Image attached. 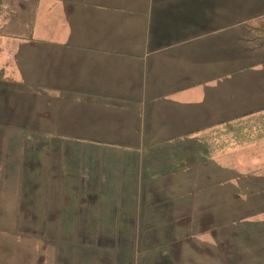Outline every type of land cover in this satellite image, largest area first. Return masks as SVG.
<instances>
[{"label":"crops","instance_id":"1","mask_svg":"<svg viewBox=\"0 0 264 264\" xmlns=\"http://www.w3.org/2000/svg\"><path fill=\"white\" fill-rule=\"evenodd\" d=\"M24 2L26 28L6 30L14 10L0 18V44L17 47L2 44L0 85L33 98L18 114H52L49 132L65 146L132 151L136 177L155 149L185 157L223 123L264 113V102L233 105L263 97L264 42L251 29L264 25V0Z\"/></svg>","mask_w":264,"mask_h":264},{"label":"rangeland","instance_id":"2","mask_svg":"<svg viewBox=\"0 0 264 264\" xmlns=\"http://www.w3.org/2000/svg\"><path fill=\"white\" fill-rule=\"evenodd\" d=\"M24 3L0 0V18L16 11L9 32L26 28ZM251 30L264 42L263 24ZM3 43L9 55L17 48ZM24 98L33 99L0 85V264H264V113L208 135L197 147L211 162H194L191 149L181 165L178 148L155 149L152 177L145 167L134 177L132 151L65 146L49 132L52 114H18ZM263 102L264 93L233 105Z\"/></svg>","mask_w":264,"mask_h":264},{"label":"trees","instance_id":"3","mask_svg":"<svg viewBox=\"0 0 264 264\" xmlns=\"http://www.w3.org/2000/svg\"><path fill=\"white\" fill-rule=\"evenodd\" d=\"M254 31H255V30H254ZM255 32H256V31H255ZM257 36H258V35H257ZM260 115H262V114H260ZM257 116H259V115H255V116H251V117L253 118V117H257ZM248 118H250V117H248ZM241 120H244V119L242 118ZM241 120H237V122H238V121H241ZM222 125L225 126V127H228L227 125H229V124H224V123H223ZM220 127H222V126H220ZM220 127H218L217 130H218ZM217 130H216V131H217ZM216 131H215V132H216ZM243 131H245V130H241L240 133H237V134H235L234 136H236V138H240L241 136H244V135H240ZM207 140H208V136L203 137L200 146H201V145H206ZM205 147H206V146H205ZM208 150H209V149L206 148V151H208ZM191 151H193V152H192V157L195 159L194 162H197V161H200V160H207L206 158L209 157V155H207V153H205V151H202V150H201L200 148H198V147H196L195 150H191ZM208 154H209V153H208ZM190 157H191V156H188L187 154L185 155V157L182 156L183 160L181 161V159H180V163H182L181 165H183V162H184L187 158H190ZM177 160H178V159H177ZM181 165H179V166H181ZM152 168H153V167H148V168H147V172L149 173V174H148L149 177H152V174H154V173L152 172Z\"/></svg>","mask_w":264,"mask_h":264}]
</instances>
